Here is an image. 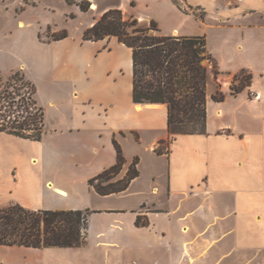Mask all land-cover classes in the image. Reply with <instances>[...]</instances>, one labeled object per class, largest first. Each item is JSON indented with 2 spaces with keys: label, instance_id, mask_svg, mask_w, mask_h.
Masks as SVG:
<instances>
[{
  "label": "crops",
  "instance_id": "1",
  "mask_svg": "<svg viewBox=\"0 0 264 264\" xmlns=\"http://www.w3.org/2000/svg\"><path fill=\"white\" fill-rule=\"evenodd\" d=\"M158 2L174 19L171 28L158 26L161 34L204 37L215 62L216 76L208 66L205 134L172 140L165 105L133 103L131 50L116 38L43 41L51 25L33 14L36 3L14 5L16 30L32 35L29 64L14 72L36 88L44 134L32 141L0 132V208L94 213L81 247L0 245V264H28L53 250L73 255L87 246L91 229L108 264H141L147 250L163 264H264V0H183L202 20L172 0ZM90 4L83 31L109 9L131 16L127 0L101 10ZM0 6L9 9L5 0ZM241 72L250 84L231 95ZM217 91L225 94L221 102L212 100ZM114 142L124 158L116 179L134 159L138 176L125 191L100 196L88 180L116 163ZM137 217L147 225L137 226Z\"/></svg>",
  "mask_w": 264,
  "mask_h": 264
},
{
  "label": "trees",
  "instance_id": "2",
  "mask_svg": "<svg viewBox=\"0 0 264 264\" xmlns=\"http://www.w3.org/2000/svg\"><path fill=\"white\" fill-rule=\"evenodd\" d=\"M183 1V0H182ZM173 4L183 12L191 11L202 20L203 13L189 7L183 9L178 0ZM88 1L78 6L82 12L90 9ZM114 37L131 50L132 101L134 104H163L167 110V132L173 140L179 135H202L206 132V88L209 65L217 75L213 58L201 36L161 34L157 24L141 25L132 16L124 17L118 9H109L82 33L83 41H100ZM67 38L65 31L49 36L48 42ZM250 76L241 72L235 76L230 94L243 91ZM36 88L22 71L0 78V132L32 141L44 134V111L35 100ZM223 92L217 91L212 100L221 102ZM116 163L88 180L100 196L125 191L138 176L137 159L126 175L116 179L124 158L114 142ZM90 210H29L18 204L0 208V245L31 249L79 248L87 236ZM137 226L147 222L136 219Z\"/></svg>",
  "mask_w": 264,
  "mask_h": 264
},
{
  "label": "rangeland",
  "instance_id": "3",
  "mask_svg": "<svg viewBox=\"0 0 264 264\" xmlns=\"http://www.w3.org/2000/svg\"><path fill=\"white\" fill-rule=\"evenodd\" d=\"M4 1V0H2ZM36 3L37 11L33 14H39L43 21L48 22L51 26L40 34L43 41H47L49 36L55 29H62L67 34L70 40L77 41L81 35L86 24L91 20L92 14L82 12L79 9V4L84 1L93 2L95 6L92 9L101 10L107 5H114L120 0H31ZM182 6V0H178ZM18 0H5L8 10L5 11L0 6V78L5 81L6 78L14 72V69L19 68L21 63L27 67L29 64L27 50L30 45L32 35L30 31L25 33L16 30V23L14 17L10 15L13 13L12 9ZM129 12L124 13L126 16L131 15L141 25L148 26L150 21H154L157 26L163 29L172 27L174 19L163 9L158 0H127ZM198 14L200 11H196ZM159 28V27H158ZM61 31H58L59 34ZM82 40V38H80ZM13 70V71H10ZM10 71V72H8ZM7 72V73H4ZM230 92V90H229ZM107 205V203H106ZM143 221V219L141 220ZM87 246L73 255H68L65 250H53L51 256L42 257L36 255L30 260L28 264H108L106 258L103 257L97 248L94 246L93 229L88 232ZM141 264H152L156 259L163 262L157 257V252L154 250H147L140 252ZM15 262L21 259L22 255H11ZM170 259V258H169ZM168 261V260H167ZM10 261H8L9 263ZM128 263V262H127ZM162 263V264H163ZM246 263V259L242 262ZM130 264V263H128ZM185 264V263H184ZM249 264H260L259 260L250 262Z\"/></svg>",
  "mask_w": 264,
  "mask_h": 264
}]
</instances>
